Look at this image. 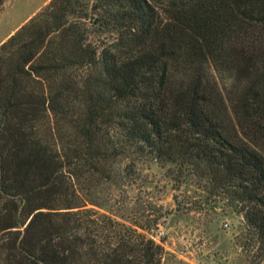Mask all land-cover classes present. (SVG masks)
<instances>
[{"label": "trees", "instance_id": "1", "mask_svg": "<svg viewBox=\"0 0 264 264\" xmlns=\"http://www.w3.org/2000/svg\"><path fill=\"white\" fill-rule=\"evenodd\" d=\"M263 149L264 0H52L0 46V264H161L113 213L149 160L262 264Z\"/></svg>", "mask_w": 264, "mask_h": 264}, {"label": "rangeland", "instance_id": "2", "mask_svg": "<svg viewBox=\"0 0 264 264\" xmlns=\"http://www.w3.org/2000/svg\"><path fill=\"white\" fill-rule=\"evenodd\" d=\"M51 1L6 0L0 7V46ZM136 171L128 192H116L113 213L127 225L144 226L159 217L146 233L164 247L161 264H247L239 245L244 219L225 200L209 196L192 175L178 182L174 164L141 161Z\"/></svg>", "mask_w": 264, "mask_h": 264}]
</instances>
